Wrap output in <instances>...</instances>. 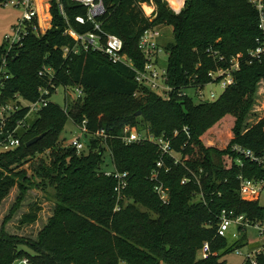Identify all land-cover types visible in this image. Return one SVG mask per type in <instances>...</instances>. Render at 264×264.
Wrapping results in <instances>:
<instances>
[{
	"label": "trees",
	"instance_id": "obj_1",
	"mask_svg": "<svg viewBox=\"0 0 264 264\" xmlns=\"http://www.w3.org/2000/svg\"><path fill=\"white\" fill-rule=\"evenodd\" d=\"M5 1L0 0V5ZM150 1L104 0L106 14L98 21L106 34L122 39L123 53L138 69L144 65L139 49L144 32L172 27L174 41L164 49L170 84L177 88L210 80L208 74L216 66L208 49L226 57L247 53L261 35L258 13L250 0H187L180 14L165 1L154 0L156 12L146 17L141 4ZM37 2L44 29L50 18L44 1ZM61 3L66 19L59 12L57 0H53V27L45 34L31 33L14 51L16 58L9 64L11 79L4 96L10 99L20 95L36 101L40 88H51L39 72L44 67L53 68L55 87H77L84 92L83 102L69 103V113L76 126L88 122L89 143L80 154L63 146L61 136L70 117L64 107L52 102L23 132L18 149L0 153V205L17 177L30 182L23 167L47 150L55 160L46 176L56 191L54 217L38 241L14 237L0 229V264L24 259L29 264H226L223 258L245 240L229 246L226 237L218 235L219 213L227 209L252 220L264 218V207L240 197L237 179L242 171L248 177L263 178L264 172L248 161L241 169L236 163L238 155L232 152L234 145L257 154L264 148V118L247 124L264 67L257 63L243 65L236 85L217 101L196 103L178 94L166 100L141 88L130 67L112 64L101 52L64 58L63 48L76 44L66 31L84 35L92 32L94 25L76 22L78 16L87 17L83 5L71 0ZM126 126L139 134L169 139L185 164L175 165L174 158L163 156L150 141L126 145ZM186 128L190 138L184 132ZM221 128L227 135L232 131L226 147L210 137L215 133L220 138ZM102 131L107 139L94 136ZM43 134L41 141L27 147L29 141ZM107 151L114 169L128 174L129 184L121 200L115 191L116 179L106 176L102 169ZM160 160L165 167L160 169L159 180L169 194L168 204L159 199L157 182L152 179ZM186 167L197 173L203 169L202 188L182 183L191 176ZM30 184L18 183L23 194ZM201 193L205 203L198 199ZM38 210L23 215L21 224L35 223ZM205 243L210 244L211 252L202 259L199 252ZM258 262L264 264V256Z\"/></svg>",
	"mask_w": 264,
	"mask_h": 264
},
{
	"label": "built area",
	"instance_id": "obj_2",
	"mask_svg": "<svg viewBox=\"0 0 264 264\" xmlns=\"http://www.w3.org/2000/svg\"><path fill=\"white\" fill-rule=\"evenodd\" d=\"M72 2L83 5L87 8V17L78 16L76 22L81 25L92 23L94 30L90 33L79 35L73 30L68 29L66 34L71 36L76 44L73 47L63 48V57L78 56L91 51L103 53L112 64H124L130 67L136 74V82L141 88L157 93L166 100H170L174 94L192 98L196 103H207L217 101L225 91L236 85L237 75L242 70L243 65L260 64L264 67V0H250L251 5L258 13L260 37L255 41V47L247 53H239L226 57L219 51L213 48L208 49L207 53L215 63V69L210 71L208 77L210 80L207 83L189 84L188 87L177 88L170 84L168 76L167 61L163 60L162 54L167 55L164 48L160 46L162 38L161 27H154L146 30L141 37L139 49L144 58V65L138 69L133 61L124 53V43L121 38L114 35L106 34L99 23V19L104 17L106 9L104 0H71ZM48 6L49 25L53 27L51 9L53 0H44ZM60 14L66 19L64 4L61 0H57ZM2 7H12L21 11V17L17 19V23L12 27L11 32L5 36L2 46L4 50L0 51V153L14 151L22 145L23 132L31 126L30 119L33 114L38 115L41 110L47 108L52 103V97L57 93L59 88L55 87L54 80L56 71L51 67H44L39 76L48 80L51 88H40L39 98L36 101H30L20 95H15L14 98L7 99L4 96V90L7 82L11 79L9 73L10 61L16 58L14 51L19 50L24 41L31 33L45 34L42 32L40 15L36 0H7L1 4ZM49 29V30H50ZM264 85V78L261 79ZM219 85L223 90L221 95L215 91H206L207 87ZM66 103L64 112L70 117L69 103L70 100H79L84 96L82 89L77 87H66ZM71 91L74 97L71 98ZM72 102V101H71ZM88 122L85 120L81 125H78L83 134L88 135ZM184 132L190 138L188 129ZM178 133L176 132V135ZM95 137L107 139L104 131L94 134ZM150 141L156 144L163 156H171L174 158V164L184 165L186 160H182L180 155H177L172 148L171 141L164 137L155 138L152 135L139 134L130 126H126L123 131V142L130 145L136 142ZM76 149L80 154L86 150V145L81 142V137L74 138L68 145ZM232 152L238 155L236 163L244 170V161H248L257 166L264 172V148L260 153H255L240 145H234ZM165 167L164 162L160 160L157 164V170L154 171L152 179L155 180V191L163 204H168L169 194L165 189L164 184L159 180L160 169ZM191 176L183 179V184L194 183L199 188H202L203 169L197 173L186 167ZM169 169L167 170V172ZM108 177H114L117 181L115 189L118 200L123 198V192L128 187V174L117 172L114 168L112 171H105ZM240 197L244 201L258 202L262 191L264 190V178L253 175L248 177L242 171L238 177ZM200 200L205 203L203 193L199 194ZM119 208H116L118 211ZM232 226L239 227L241 230L254 228L259 232L261 243L257 249L246 256L244 264H259L258 258L264 256V218L252 220L246 215L236 213L234 210L223 209L218 215V235L226 237V233ZM211 248L209 243H205L200 250L201 258L207 259L210 256ZM21 264H29L27 259L21 261Z\"/></svg>",
	"mask_w": 264,
	"mask_h": 264
},
{
	"label": "rangeland",
	"instance_id": "obj_3",
	"mask_svg": "<svg viewBox=\"0 0 264 264\" xmlns=\"http://www.w3.org/2000/svg\"><path fill=\"white\" fill-rule=\"evenodd\" d=\"M164 1V0H163ZM187 1V0H186ZM167 3V2H166ZM149 5H144L143 10L146 17H150L156 11L157 7L154 2ZM168 4V3H167ZM186 4V2H185ZM45 7V13H48V6L46 2L43 3ZM171 8V6L168 4ZM185 7V6H184ZM177 14V13H176ZM21 17V11L12 8V7H2L0 5V45L4 43L5 36L11 32L12 27L17 23V19ZM47 28L43 27L42 32L46 33L49 29V21L47 22ZM162 38L160 39V46L164 48L166 44L172 43L174 41V34L172 27L161 26ZM164 64L168 57L162 54ZM213 90L218 95L223 93V90L219 85H213L207 87L206 91ZM66 90L65 87H59L57 93L53 95L52 102L64 107L66 103ZM71 98L74 97V93L69 91ZM85 95L79 99L83 102ZM75 100L71 99L70 103ZM264 118V85L259 81L256 85L254 105L249 114L247 124L252 125L258 123ZM37 115L33 114L30 121H35ZM232 122H230V125ZM222 135L220 138H217L215 133L210 134L211 138L216 139L215 141L224 142L230 140L233 135L232 131L225 134V129L221 128ZM81 137V142L84 143L87 147L89 143V137L82 133V131L74 124L72 118H69L65 129L63 130L61 138L64 140V147H67L69 143L76 137ZM219 139V140H218ZM55 156L51 154L49 150L36 156L29 164L23 167L25 171V176L30 182L22 180L20 177L16 178L17 183L10 189L8 195L2 200L0 205V229L4 228L5 231L14 237H19L29 241H38L39 234L41 231L49 224L50 220L54 217L55 208H56V198H55V189L50 185V180L46 173H49L53 168V162ZM114 168L112 163V156L107 151L105 153V162L102 166L104 171H112ZM18 183H23L28 186V189L25 194L19 188ZM44 183H46L44 185ZM21 197V198H20ZM20 198V199H19ZM200 199V197H198ZM259 205L264 207V190L262 191L259 201ZM16 205L14 212L12 213L13 207ZM39 209V210H38ZM37 211V221L33 224L23 225L21 220L23 215L29 214L32 211ZM4 226V227H3ZM226 239L228 245H234L237 242L244 241L243 245L239 244L234 251L223 258L226 261V264H244L246 256L252 253L257 249L261 243L259 232L254 228H247L245 230L239 229V227L232 226L230 230L226 233ZM199 257L201 258V253L199 252ZM16 264H21V261H18ZM125 264V263H123Z\"/></svg>",
	"mask_w": 264,
	"mask_h": 264
},
{
	"label": "crops",
	"instance_id": "obj_4",
	"mask_svg": "<svg viewBox=\"0 0 264 264\" xmlns=\"http://www.w3.org/2000/svg\"><path fill=\"white\" fill-rule=\"evenodd\" d=\"M165 2H167L170 6H171V8H172V10L175 12V13H177V14H180L181 12H182V10L184 9V6H185V2H186V0H164ZM151 2H154V0H151L150 1V3ZM176 2H178V8H175V6H172V4L171 3H176ZM150 3H143V4H141L142 5V8H143V6L144 5H149V6H151V4ZM156 12V11H155ZM154 12V13H155ZM154 13H153V15H154ZM152 15V16H153ZM151 17V16H150Z\"/></svg>",
	"mask_w": 264,
	"mask_h": 264
},
{
	"label": "water",
	"instance_id": "obj_5",
	"mask_svg": "<svg viewBox=\"0 0 264 264\" xmlns=\"http://www.w3.org/2000/svg\"><path fill=\"white\" fill-rule=\"evenodd\" d=\"M138 115H140V113H138ZM44 137H45V135L43 134V135H40L39 137H36V138L32 139L31 141H29V142L27 143V147H31V146L37 144V143H38L39 141H41Z\"/></svg>",
	"mask_w": 264,
	"mask_h": 264
},
{
	"label": "bare ground",
	"instance_id": "obj_6",
	"mask_svg": "<svg viewBox=\"0 0 264 264\" xmlns=\"http://www.w3.org/2000/svg\"><path fill=\"white\" fill-rule=\"evenodd\" d=\"M36 1H38V0H36ZM41 1H44V0H41ZM176 1V0H175ZM172 4V6H175V8H178L179 6H178V2H176L175 4L174 3H171ZM37 6H38V2H37Z\"/></svg>",
	"mask_w": 264,
	"mask_h": 264
}]
</instances>
